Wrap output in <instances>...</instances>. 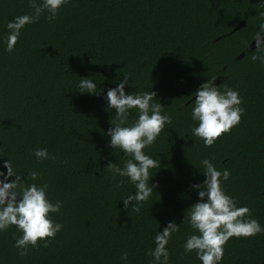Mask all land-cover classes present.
I'll return each instance as SVG.
<instances>
[{"label":"trees","instance_id":"1","mask_svg":"<svg viewBox=\"0 0 264 264\" xmlns=\"http://www.w3.org/2000/svg\"><path fill=\"white\" fill-rule=\"evenodd\" d=\"M261 2L69 0L55 20L44 14L27 25L8 53L6 24L31 9L28 0H0V171L6 173L9 158L27 177L25 186L46 184L48 198L63 202L60 213L49 214L63 228L47 247L39 242L20 255L14 244L22 233L14 226L0 232V264H123V253L128 264H153L146 253L170 221L183 222L167 245L170 264H201L183 245L194 234L186 210L198 201L191 186L206 179L203 159L230 172L221 182L225 194L264 226V64L252 60L255 49L247 51L264 22ZM124 75L126 94L155 92L171 118L143 150L161 162L151 170L157 187L127 209L120 199L134 187L105 168L123 167L128 157L102 134L115 120V111H106L107 90ZM80 77L102 94H81ZM207 80L238 91L245 110L210 147L192 136L191 119L195 92ZM135 119L133 111L129 121ZM38 148L52 158L38 161ZM32 172L39 174L35 181ZM224 249L222 264H264V234L230 238Z\"/></svg>","mask_w":264,"mask_h":264},{"label":"clouds","instance_id":"2","mask_svg":"<svg viewBox=\"0 0 264 264\" xmlns=\"http://www.w3.org/2000/svg\"><path fill=\"white\" fill-rule=\"evenodd\" d=\"M68 3L69 0H28L31 12L16 16L6 24L5 51H14L27 25L37 23L44 14H47L49 21L55 20L59 10ZM261 3L264 4V0ZM260 15L264 17V12ZM253 41L257 55H253L252 60H259L264 64V22L259 24ZM214 81L207 80L197 89L191 111V119L196 122L192 136L202 140L205 147L212 146L217 138L237 126L245 111L240 106L242 97L238 91L231 88L221 91L214 85ZM129 84L130 78L124 75L116 87L107 90L106 111L114 110L115 120H110L113 127L106 133L102 131V134L110 137L108 147L114 151L119 149L128 157L123 167L109 163L105 168L114 177L127 178V183L134 187V194L131 192L120 199L126 209L148 201L157 187L151 183V170L159 167L161 162L145 154L143 150L158 139L166 125L171 124L170 116L162 114L164 105L156 102L155 92L126 94L125 88ZM131 86L135 87L133 83ZM75 89L81 94L95 96H100L103 92V89L97 91V84L89 77H80ZM133 111L136 119L130 122L129 117ZM34 156L38 161L52 158L46 148L36 149ZM2 159L3 157L0 158ZM200 164L203 171L195 166L206 179L203 183L191 186L198 193V201L186 210L189 226L194 234L186 239L184 254L195 252L201 264H222L224 246L230 238H250L264 234V226L251 218L249 208L238 207V202L225 194L221 182L229 179L228 170L218 171L209 159H203ZM2 167L6 169V173L0 171V232L14 226L22 233L14 244L20 255L27 254L29 247H39V242L47 247L63 228L49 214L60 213L63 202L57 200L53 203L48 198L46 184L32 183L25 186L27 177L25 179L24 175L16 171L9 158L3 160ZM38 175L37 172L30 173L33 181L37 180ZM116 187L119 188L120 184ZM181 224L170 221L163 231H157L154 237L155 247L146 253L152 257L153 264H170L167 245L172 235L180 230ZM120 259L123 264H128L127 253H123Z\"/></svg>","mask_w":264,"mask_h":264},{"label":"water","instance_id":"3","mask_svg":"<svg viewBox=\"0 0 264 264\" xmlns=\"http://www.w3.org/2000/svg\"><path fill=\"white\" fill-rule=\"evenodd\" d=\"M244 24H240L237 28L234 29V31H237L238 29L242 28ZM255 49V42L252 43V45L247 49V51L251 52ZM245 54H242L241 57H243Z\"/></svg>","mask_w":264,"mask_h":264}]
</instances>
